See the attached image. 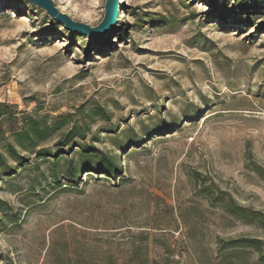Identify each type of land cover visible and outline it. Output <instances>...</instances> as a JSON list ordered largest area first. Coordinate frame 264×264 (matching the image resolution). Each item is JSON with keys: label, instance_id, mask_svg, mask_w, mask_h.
Instances as JSON below:
<instances>
[{"label": "rangeland", "instance_id": "1", "mask_svg": "<svg viewBox=\"0 0 264 264\" xmlns=\"http://www.w3.org/2000/svg\"><path fill=\"white\" fill-rule=\"evenodd\" d=\"M51 1L73 22L103 20L106 0ZM97 35L0 0V103L17 112L0 139L28 117L71 121L0 175V264H264L247 244L264 253V229L221 208L264 216V4L119 0ZM97 107L109 122L92 118L72 149L116 157L120 172L68 182L63 160L36 151H59Z\"/></svg>", "mask_w": 264, "mask_h": 264}, {"label": "trees", "instance_id": "2", "mask_svg": "<svg viewBox=\"0 0 264 264\" xmlns=\"http://www.w3.org/2000/svg\"><path fill=\"white\" fill-rule=\"evenodd\" d=\"M80 41L83 39H79ZM86 42V52L90 48V43ZM106 43H104L105 45ZM15 107L12 105L0 103V126L2 122L9 120H16ZM49 117L43 118H31L28 117L26 120L21 121V125L17 129L12 130L10 138H5L4 136L0 139V175L9 176L13 174L14 169L10 167L9 163L13 162L21 165L23 163L22 152H28L34 148H37V144L40 142H45L51 133L57 130H61L65 126L70 124V117L59 115L53 118L51 124L47 123ZM90 121L86 122L84 126L77 127L76 123H73V126L61 137L57 142L56 146L59 147V151L51 153L45 149H40L36 151L39 158H42L44 162H49L46 158L52 159V166L56 167L58 162L63 160L65 162L63 177L64 180L73 181L80 175L82 172H92L96 175H103L108 179H114L120 172V167L117 163V158L107 155L105 152L96 149L92 146L86 144H78V151L72 149L73 140L79 139L84 140L86 133L89 130L92 118H99L105 122H109L110 116L105 110L97 107L93 108L88 115ZM133 144H139L136 141L132 140ZM120 151L123 150L126 145L118 143ZM64 148H67V151H63ZM20 150V152L18 151ZM59 154H63L64 158L59 157ZM74 157L78 158L74 161ZM200 193L209 201L210 194L206 190L202 189ZM214 202H221L218 201ZM225 211L232 214V216L239 217L240 219L245 220L251 224H256L261 226L264 229V216L251 213L247 214L241 208L235 206L233 202L230 205L222 204V207ZM249 246H252L258 254V260L264 261V253L261 251V242L260 241H249L247 242Z\"/></svg>", "mask_w": 264, "mask_h": 264}, {"label": "water", "instance_id": "3", "mask_svg": "<svg viewBox=\"0 0 264 264\" xmlns=\"http://www.w3.org/2000/svg\"><path fill=\"white\" fill-rule=\"evenodd\" d=\"M24 1L32 6L44 11L50 19L57 23H62L64 28L71 31L74 35H87L91 37L98 34L95 39L103 37L109 33L116 21L119 0H106L104 6V17L102 22L95 28H90L84 24L70 20L66 15L61 14L51 0H16ZM242 2H257L264 4V0H240Z\"/></svg>", "mask_w": 264, "mask_h": 264}]
</instances>
